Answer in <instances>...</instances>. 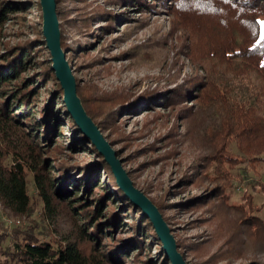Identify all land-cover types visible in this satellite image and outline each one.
<instances>
[{
  "label": "trees",
  "instance_id": "16d2710c",
  "mask_svg": "<svg viewBox=\"0 0 264 264\" xmlns=\"http://www.w3.org/2000/svg\"><path fill=\"white\" fill-rule=\"evenodd\" d=\"M123 1L150 11L159 2L173 20L192 25L191 34L201 31L205 35V56L213 60V67L219 65L229 73V76L224 74L228 82L236 83V88L233 85L226 87L221 82L220 73L209 70L206 75L195 77L188 88L180 85L166 93V90H154L132 99L141 98L142 102L158 95L157 102L165 100L160 101L163 106L180 107L179 110L190 116L191 104L187 105L185 101L191 96L190 101L200 109H211L218 119V128L213 133L212 149L203 158L202 175L211 183L206 197L213 196L224 209L231 210L248 242L264 246V220L258 214L260 206H256L252 195L245 191L239 203H231V193L228 192L234 179L232 169L237 163L243 157L255 161L264 155V0ZM36 2L39 8V0ZM28 3L0 0V37L11 13ZM40 36V42L35 46L45 44L41 30ZM60 45L65 53L73 50V47L68 48L73 45L66 43L61 31ZM37 49L46 51L45 46L34 49L29 46L0 47V204L14 215L26 216L32 209L34 198L39 199L44 213L54 220L60 213L58 209L64 205L71 212L72 226L59 236V240L37 229L36 222H31L27 228L17 226L8 231L0 228V243L3 238L8 240L3 250L5 260L0 264H121L128 251H134L137 257L148 249L153 239L161 247L159 259L153 263L148 256L142 264H169L148 216L141 213V209L118 188L110 165L66 111L63 91L50 67L51 60L34 58ZM29 69H33L32 74L27 73ZM250 72L259 78L258 87L248 83L251 89L242 83ZM47 83L51 84L44 91L48 98L40 118L35 120L33 107L37 108L35 102L43 94L40 86ZM241 88H244L242 92L234 93ZM76 92L87 115L101 130V123L95 120L93 113L99 110L97 95L85 91L77 83ZM125 97L129 98V95L124 94L111 102L118 105ZM181 98H186L184 105H181ZM56 102H60L61 107L55 109ZM108 106L109 100L101 104L100 108L106 109L102 114L115 120L113 114L116 112ZM61 126H66L70 134L68 151L82 148L93 155L91 160L80 167L70 168V163L55 156L51 146L54 137H64L58 130ZM232 140L243 157L228 149ZM28 174H31L32 192L27 185ZM185 179L182 182L187 183L190 178ZM110 185L115 187L113 192L109 190ZM204 197L199 195L187 201L197 202ZM114 202L124 204L127 209H137L136 224H128L120 214L124 207L117 211L118 207L113 208ZM153 204L160 211V205ZM119 231L124 235L117 238L114 234ZM103 240H107L106 243ZM176 246L183 254L178 241ZM248 264L260 263L252 261Z\"/></svg>",
  "mask_w": 264,
  "mask_h": 264
},
{
  "label": "rangeland",
  "instance_id": "374dc122",
  "mask_svg": "<svg viewBox=\"0 0 264 264\" xmlns=\"http://www.w3.org/2000/svg\"><path fill=\"white\" fill-rule=\"evenodd\" d=\"M20 1L29 3L9 16L0 37V47L29 46L34 49L45 46H35L41 39V8H38L36 0ZM56 1L61 36L65 37L66 43L73 45L68 47H73L72 51H63L65 59L80 88L97 95L99 110L93 113L95 120L101 123L100 132L110 143L133 186L152 203L160 205L159 212L170 227L175 241L181 245L185 262L248 264L253 261L264 264V246L248 242L231 210L224 209L213 196L206 197L211 183L202 175L203 158L211 151L213 133L218 128V119L211 109H200L190 101L191 96L187 99L189 101H185L187 105L191 104L188 109L190 116L184 110H179L180 107L171 109L163 106L160 101L165 100L159 99L157 102L158 95L142 102L141 98L133 100L154 90H166V93L180 85L192 86L195 77L206 75L209 70L219 72L221 82L226 87L233 85L236 88L234 81L230 83L225 78L224 74L229 76V73L219 65L213 67V60L205 56V35L201 31L191 34L193 26L173 20L159 2L150 11L140 10L123 0ZM39 49L33 53L34 58L51 60L47 48L45 52ZM32 70L29 69L27 73L32 74ZM27 73L24 75L28 76ZM247 75L249 77L244 78L242 83H246L250 89V85L258 87L259 78L254 72ZM50 85L40 86L43 94L38 96L35 102L37 108L33 107L32 111L35 120L41 116L48 98L44 91ZM239 90L242 92L244 88L236 89L234 93ZM124 94L129 98L125 97L123 103L115 105L111 102L112 99L124 97ZM181 99V105H184L186 98ZM106 100H109L107 108L116 112L113 114L115 120L102 114L106 109L100 106ZM55 104V109L61 105L60 102ZM62 119L65 121V118ZM58 130L64 137L53 138L51 147L56 157L70 163V168L80 167L92 159L93 155L82 151V148L68 151L66 146L70 134L66 126ZM228 149L234 155L243 157L233 140L228 144ZM242 159L232 169L234 179L228 190L231 193L230 202L239 203L243 191L250 193L255 205L260 206L258 214L264 220V155L255 161L247 157ZM30 176L28 174L26 177L32 192ZM185 177L190 178L187 183L182 182ZM114 189L110 185L109 190L113 192ZM199 195L205 197L188 203L189 198ZM112 205L113 208L118 207L117 211L124 207V211H120L123 219L128 224H136L139 215L137 209H127V206L117 202ZM58 211L60 213L56 220L48 217L41 201L35 198L26 216L14 215L0 204V228L4 227L7 231L17 226L27 228L31 222H36L37 229L59 240V236L71 229L72 221L71 212L64 205ZM122 235L120 231L114 234L117 238ZM155 241L153 239L148 249L145 248L137 257L134 251H128L121 264H142L148 256L153 263L156 262L161 247ZM7 245L8 240L3 238L0 261L5 260L3 250Z\"/></svg>",
  "mask_w": 264,
  "mask_h": 264
},
{
  "label": "water",
  "instance_id": "95a60500",
  "mask_svg": "<svg viewBox=\"0 0 264 264\" xmlns=\"http://www.w3.org/2000/svg\"><path fill=\"white\" fill-rule=\"evenodd\" d=\"M39 5L42 14L41 32L43 40L50 54V67L63 91L62 100L66 111L72 117L81 133L91 140L98 152L102 154L103 159L110 165L118 188L123 191L135 206L141 209L142 213L148 216L170 264H187L182 254L177 250L175 239L157 207L140 190L133 186L126 172L121 167L120 161L116 158L114 150L111 149L110 144L103 137L91 117L87 115L76 92L75 77L60 45V29L56 15L55 0H39Z\"/></svg>",
  "mask_w": 264,
  "mask_h": 264
}]
</instances>
